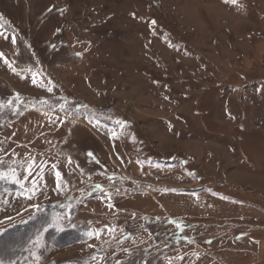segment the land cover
<instances>
[{"label": "rangeland", "instance_id": "374dc122", "mask_svg": "<svg viewBox=\"0 0 264 264\" xmlns=\"http://www.w3.org/2000/svg\"><path fill=\"white\" fill-rule=\"evenodd\" d=\"M0 54V264H264V0H0Z\"/></svg>", "mask_w": 264, "mask_h": 264}, {"label": "snow or ice", "instance_id": "6c2138e0", "mask_svg": "<svg viewBox=\"0 0 264 264\" xmlns=\"http://www.w3.org/2000/svg\"><path fill=\"white\" fill-rule=\"evenodd\" d=\"M224 2H225V3H229V2H231V3L235 4V3H236V0H224ZM153 23H154V22H153ZM2 55H3V54H0V57H2Z\"/></svg>", "mask_w": 264, "mask_h": 264}]
</instances>
